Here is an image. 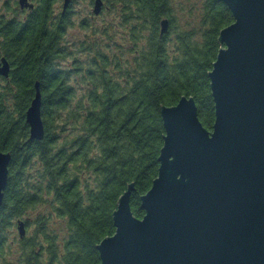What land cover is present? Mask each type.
<instances>
[{"label":"trees","instance_id":"trees-1","mask_svg":"<svg viewBox=\"0 0 264 264\" xmlns=\"http://www.w3.org/2000/svg\"><path fill=\"white\" fill-rule=\"evenodd\" d=\"M56 1L40 0L24 21L0 15V52L16 66L10 79L0 78V152L12 156L0 208V264H101L97 246L114 235L113 213L130 184L131 209L145 215L141 197L158 177L164 143L161 107L193 97L204 127L211 131L215 121L209 73L222 47L219 33L234 22L224 3L201 0L199 39L194 29L177 31L170 47L177 29L171 0H107L110 9L120 6L125 22H135L129 46L105 27L108 44L81 42L77 52L87 58L72 70L60 66L70 56V13L55 15ZM164 19L170 27L162 35ZM76 72L82 94L71 84ZM37 82L42 141L30 140L26 122ZM44 205L51 213L24 221L25 238L8 243L18 221ZM53 216L65 224L62 243L47 231Z\"/></svg>","mask_w":264,"mask_h":264},{"label":"water","instance_id":"water-1","mask_svg":"<svg viewBox=\"0 0 264 264\" xmlns=\"http://www.w3.org/2000/svg\"><path fill=\"white\" fill-rule=\"evenodd\" d=\"M234 22L209 73L215 104L212 130L204 127L193 97L161 107L165 129L158 177L134 215V184L113 213L114 235L97 246L101 264H264V0H219ZM71 0H64L65 13ZM22 8H34L20 0ZM103 0H94L99 15ZM170 21H161V34ZM10 64L0 59V76ZM26 113L30 140L42 141L40 84ZM12 156L0 152V208ZM18 233H27L18 221Z\"/></svg>","mask_w":264,"mask_h":264},{"label":"rangeland","instance_id":"rangeland-1","mask_svg":"<svg viewBox=\"0 0 264 264\" xmlns=\"http://www.w3.org/2000/svg\"><path fill=\"white\" fill-rule=\"evenodd\" d=\"M5 1L6 0H0V15H4L5 18H10L13 16V14H9L5 11L3 7ZM10 1L12 2L13 0ZM62 1L63 0H59L54 4L53 12L55 15L61 13ZM91 2L92 0H76V2L71 3L69 19L72 25L67 28L64 38V42L66 43L67 47L66 51L70 53V56L60 61V66L62 68L74 70L76 59L83 61L87 58L85 53L77 52L78 45L81 42L89 43L91 41L97 40L101 42L103 46L105 43L108 44V40H106V37L104 38V35L101 33V31L105 30V27L111 29V34L113 35L114 41H117L118 45L123 47L129 46L128 42L132 37V28L135 26V22H125L123 14L119 10L120 6L116 7L117 9H110L99 16H95L92 13ZM171 5L173 7L172 16L174 25H177V29L176 31L174 30L169 34V46H175L174 42L177 37V31H184L185 29L187 30L189 28L197 31L196 39H199L203 2L201 0H171ZM82 23H86L89 25V27H81ZM95 29L98 31L97 34H94ZM79 79L78 72L72 73L71 84L77 88L79 94H82L84 87L79 84ZM51 211L52 210L48 205H44L37 211L29 213L21 220H29L30 222H34V220L39 217V215L43 214L47 216L49 213H51ZM47 231L56 235L59 243H62L66 238L67 233L65 224L61 219L55 216L50 218ZM8 236L9 243L16 241V239L19 237V234L18 231L15 230V232L11 231Z\"/></svg>","mask_w":264,"mask_h":264},{"label":"flooded vegetation","instance_id":"flooded-vegetation-1","mask_svg":"<svg viewBox=\"0 0 264 264\" xmlns=\"http://www.w3.org/2000/svg\"><path fill=\"white\" fill-rule=\"evenodd\" d=\"M39 1H40V0H28V5L32 4V5L34 6V8H30V7L22 8V7L20 6V0H13L12 2H11L10 0H6V1L4 2L3 7H4V9H6V7H9L10 9H12V10L9 12V14L12 13L13 16L10 17V18H5V16L2 15V16L4 17V19H2V20L12 19V18H14V16H18V17L21 18L23 21L26 20L27 17L29 16V14H30L33 10H35V9L38 7V5H39ZM58 1H59V0H58ZM56 2H57V1H56ZM56 2H55V3H56ZM103 2H104V6H103L102 14H103L105 11H107V10L110 9V6H109L110 3H108L107 0H103ZM71 3H74L73 0H71ZM71 3H70V6H71ZM63 4H64V0L62 1V11H61L60 14H58L59 16H62V17H64L65 15H67V13H70V6H69L68 10H67L65 13H63ZM91 4H92V10H93L94 0H92ZM108 4H109V5H108ZM12 11H13V12H12ZM7 13H8V12H7ZM0 38H1V36H0ZM2 57H5V56L0 52V59H1ZM8 62H9V64H10V74H9V77L6 78L7 80L10 79V76L12 75V73H13V72L15 71V69H16V66L13 64V61L8 60ZM0 78H4V77L0 76Z\"/></svg>","mask_w":264,"mask_h":264}]
</instances>
